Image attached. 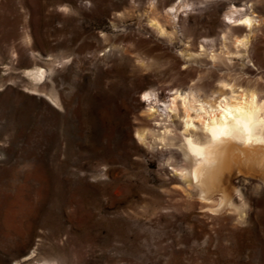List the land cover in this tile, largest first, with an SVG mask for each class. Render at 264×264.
Listing matches in <instances>:
<instances>
[{"label": "rangeland", "instance_id": "374dc122", "mask_svg": "<svg viewBox=\"0 0 264 264\" xmlns=\"http://www.w3.org/2000/svg\"><path fill=\"white\" fill-rule=\"evenodd\" d=\"M224 84L264 101V0H0V264H264V187L218 213L162 139Z\"/></svg>", "mask_w": 264, "mask_h": 264}, {"label": "bare ground", "instance_id": "6f19581e", "mask_svg": "<svg viewBox=\"0 0 264 264\" xmlns=\"http://www.w3.org/2000/svg\"><path fill=\"white\" fill-rule=\"evenodd\" d=\"M231 19L237 25L251 28L255 17L245 14ZM240 44L245 46L247 41ZM44 74L43 70L29 72L36 80ZM227 87L224 84L213 98L203 101L190 89L181 101L185 118L183 139L162 136L164 141H170L167 145L181 143L178 154L185 157L190 168L187 182L197 188L202 200L215 203L218 213L235 210L238 203L243 205L247 186L258 183L264 187V101L255 90ZM223 96L225 100L221 99ZM179 98L180 94L169 101L174 112L179 107ZM148 100L150 95L146 94L142 101L151 107L146 104ZM157 100L161 101L160 97ZM198 102L201 105H196ZM194 119H198L197 128L201 132L193 130Z\"/></svg>", "mask_w": 264, "mask_h": 264}]
</instances>
